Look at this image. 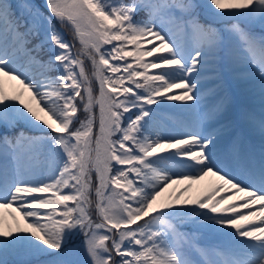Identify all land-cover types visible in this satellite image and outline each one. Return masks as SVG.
Masks as SVG:
<instances>
[{
    "label": "snow or ice",
    "instance_id": "6c2138e0",
    "mask_svg": "<svg viewBox=\"0 0 264 264\" xmlns=\"http://www.w3.org/2000/svg\"><path fill=\"white\" fill-rule=\"evenodd\" d=\"M45 6L49 16L28 0H0V264L10 255L51 257L44 264H264V0ZM53 18L71 28L76 55ZM225 69L238 82H259V115L239 114L259 132V153L240 133L221 147L228 97L201 108L202 77L218 81ZM5 79L18 90L9 94ZM207 93L215 98L217 88ZM165 100L185 102L177 107L195 110L196 121L162 126ZM205 177L215 182L181 199Z\"/></svg>",
    "mask_w": 264,
    "mask_h": 264
},
{
    "label": "rangeland",
    "instance_id": "374dc122",
    "mask_svg": "<svg viewBox=\"0 0 264 264\" xmlns=\"http://www.w3.org/2000/svg\"><path fill=\"white\" fill-rule=\"evenodd\" d=\"M28 2L32 4L31 1H28ZM196 2L197 3H203V0H196ZM45 10L47 13H49L48 9H45ZM198 11H200V10H198ZM43 15L46 16L45 14H43ZM201 16H203V20H205L206 22H216L213 17L208 16L207 13H205L203 11H201ZM216 23H217V26H219V22H216ZM69 38H72V37H69ZM65 40L69 42V39L65 38ZM75 41L77 42V40H75ZM78 44H79V42H78ZM78 46L74 45V47L72 48V54L73 55H76V53L81 48V45H78ZM104 47L110 48L111 45H105ZM81 59H82V57H81ZM145 59L151 60V58H145ZM111 62L114 64L122 63L120 61H111ZM127 62L132 63L133 62L132 58L131 57L127 58ZM90 66H91V63H90ZM91 68H92V66H91ZM34 70L35 69H33V71ZM139 70H143V69H139ZM158 71L159 70L150 69L149 74H155ZM77 72H78V69H77ZM229 73H231V72L228 69H225L221 75V78L218 81H209L207 77H202V79H201V93L205 97V99L202 101L201 108L205 104L213 103V102H215V100L222 98L223 95H226V97H228L229 101L231 102L233 113H235L237 111L239 106L243 105V106H245V109H243L244 111L253 112L256 115H259V113L261 111V96H260V94H255V95L248 94L247 89H243L242 91H237L236 86L238 85L239 82H235V80L233 81V79L231 80L230 78H228ZM91 78H94L92 76V72L90 73L89 79L91 80ZM219 82L222 83V85H219V92L221 93L220 97L216 96L215 98H208L207 90H205L204 88L208 87L210 84L219 83ZM4 86H5V89L9 92V94H12L14 91L18 90V88H19V86L15 84V81H7L6 79H5ZM258 87H259V85H258ZM96 88H97V91L96 92L93 91V95H98L99 88H98V86H96ZM257 93H260V89ZM241 95H242V97H239ZM121 98H123V97H121ZM22 99L24 102L30 103L33 108L36 107L35 101L30 100L28 92H24ZM9 103L16 104V106H18V107L22 106L19 101H9ZM184 103L185 102H181V101H167V100L163 101V104L161 105L160 116H162L167 123L165 128H167V129H172L173 127H179L180 128L182 125L192 124L196 121L197 114H196L195 110H188V109H185L183 107H177L178 105H181ZM187 103H192V102H187ZM254 104H258V105L254 106ZM248 106H251V109H248L247 108ZM150 107L155 108L156 106L152 105ZM37 111H39V110L37 109ZM96 112H97L98 117H99L98 107L96 108ZM39 114L41 115L42 118L47 119V117H45L43 113H39ZM244 126H246V125L243 122H239L238 125L237 124L236 125L231 124V126H229V129L224 132V136H223L221 141H223L224 144H228V141L231 138V136L235 135L236 131L239 128H240V130L243 131ZM246 136H248V138L250 137V140L253 141L254 139L257 140L258 139L257 136H260V135H259L258 131H249L248 133H246ZM246 146H247V144H245V147ZM258 146H260V145H258ZM213 182H215V181H212L210 183V185ZM210 185H209V187H210ZM197 187L198 186L196 185V187H194V188H197ZM168 191H173V188L171 187ZM64 192L65 193L67 192L66 189L64 190ZM173 194H175V193L173 192ZM41 211H43V210H41ZM17 219H19V217H17ZM5 221L9 225H11L13 223L11 218L7 217V216H5ZM23 225H24V222L21 221V226H23ZM0 239H3V238L0 237ZM39 257H41V256H39ZM39 257H32V258H39ZM15 258H16L18 263H22L24 261H28L29 259H31V257H26V256H15ZM76 258H80V257H76ZM46 259L49 261V260H51V257L46 256Z\"/></svg>",
    "mask_w": 264,
    "mask_h": 264
},
{
    "label": "bare ground",
    "instance_id": "6f19581e",
    "mask_svg": "<svg viewBox=\"0 0 264 264\" xmlns=\"http://www.w3.org/2000/svg\"><path fill=\"white\" fill-rule=\"evenodd\" d=\"M228 78H230L231 80L232 75L231 73L228 74ZM234 81V79H233ZM235 82H238L235 80ZM219 85H222V83H214V84H210L208 87L204 88L205 90H208L209 88H213L216 87L217 88V97H220L221 93L219 92ZM259 82L255 81V82H239L237 87V91H242L243 89H247L248 90V94H260L257 93L259 91ZM176 92V94H178L180 92V90H174ZM219 93V94H218ZM223 97H226V95H223ZM239 97H242L239 96ZM244 100V99H243ZM182 105V104H181ZM258 104H254V106H256ZM252 106V105H251ZM251 106H248V109H251ZM243 109H245V106H239L237 111L235 113L232 112V106H231V102L229 101L228 107L226 108V110L224 111V113L222 114V116L219 119V125L223 126L224 128V132L227 131L229 129V126H231V124H237L239 122H242L239 118V114L241 111H244ZM162 117V116H161ZM197 118V116H196ZM162 126H166L167 123L165 121V119L162 117V120L160 121ZM173 128H179V127H173ZM250 130L247 128V126H244L243 131L240 130V128L236 131L235 134L240 133L242 135L243 141H244V145L247 144L246 147L249 148H253L255 149V151L257 153H259L260 150V146H261V137L257 136L258 139L257 140H250V137L248 138V136H246V133H248ZM260 146H258V145ZM221 147L225 148L227 147V144H224L223 141H221ZM212 181H215L214 177H205L203 180H200L194 184H192V186L190 188H188V190L183 194V196H181V199H184L185 197H195L197 195H199L201 192L205 191L207 188H209V185ZM196 185L198 186L197 188ZM187 186V182L181 183V184H177V185H173L172 188L175 189L176 191H179L180 189H183ZM223 195H227V193H224ZM240 195V194H237ZM241 212L246 213L247 211H249L248 209H241Z\"/></svg>",
    "mask_w": 264,
    "mask_h": 264
},
{
    "label": "trees",
    "instance_id": "16d2710c",
    "mask_svg": "<svg viewBox=\"0 0 264 264\" xmlns=\"http://www.w3.org/2000/svg\"><path fill=\"white\" fill-rule=\"evenodd\" d=\"M28 1H31L32 2V4L34 5V6H36L38 9H39V11L40 12H42L43 14H45L46 16H49L50 14L49 13H47L46 12V10L45 9H47L46 8V6H45V0H28ZM140 18H142V14H141V16H138L137 17V19H140ZM201 20L203 21V22H206L205 20H203V16H201ZM53 23L55 24V27H56V29H57V31H59L62 35H63V37H65L66 39H69V42H70V44H73V45H80V44H78V41L76 42L74 39H72L73 38V32H72V30H71V28L70 27H68V26H65V27H62L61 26V24L60 23H58V22H56L55 21V19L53 18ZM43 37V31L41 32V38ZM69 37H72V38H69ZM36 41L35 40H33V43H35ZM79 47V46H78ZM48 49H47V47H45V49L43 50V51H41L40 53H39V55H40V57L41 58H43V59H47V57H48ZM82 59H83V61H84V67H85V70H86V73L88 74V76L90 77V73L93 71L92 70V68H91V66H90V61L88 60V58L86 57V56H82ZM51 75H56V73H51ZM91 81H92V87H93V91H97V88H96V86H98L97 84H96V82H95V79L94 78H91ZM141 83H143V80H141L140 81ZM138 91H143V89H137ZM94 111L96 112V108L94 109ZM82 115V114H81ZM96 115H97V127H98V114H97V112H96ZM17 128L18 129H23L25 132H27V133H29V134H32L33 133V130L32 129H30L28 126H26V125H24L23 123H20V124H18L17 125ZM93 175H94V173H93ZM66 191L68 192L69 190L68 189H66ZM66 192V193H67ZM92 201H93V205H92V207H93V209H94V206H95V194H94V188H93V191H92ZM93 220H97L98 218L96 217V215H95V213L93 212ZM82 240H83V237L82 236H80V237H77L76 239H75V245L74 246H76V247H79L80 246V244H81V242H82ZM6 259L8 260V264H22V263H18L17 262V260H16V258H15V256H8V257H6ZM29 260H31V261H40L41 262V264H44V262H46V261H48L47 259H46V256H43V255H41V257H39V258H32L31 257V259H29Z\"/></svg>",
    "mask_w": 264,
    "mask_h": 264
}]
</instances>
